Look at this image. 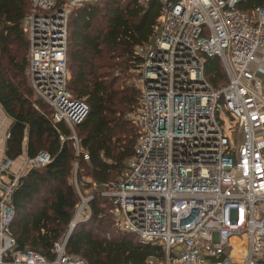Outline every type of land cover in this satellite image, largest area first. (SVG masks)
I'll use <instances>...</instances> for the list:
<instances>
[{"label":"built area","instance_id":"built-area-1","mask_svg":"<svg viewBox=\"0 0 264 264\" xmlns=\"http://www.w3.org/2000/svg\"><path fill=\"white\" fill-rule=\"evenodd\" d=\"M30 1L29 82L73 131L88 106L67 90L69 18L98 0ZM160 1L152 42L135 48V154L101 194L112 198L120 231L164 250L145 264H264V4L247 13L241 0ZM208 57L224 71L219 88L205 76ZM49 160L27 157L16 172L13 159L0 162V264H88L66 252L68 234L49 259L20 248L10 231L12 191ZM74 182L81 201L70 227L89 216L92 198Z\"/></svg>","mask_w":264,"mask_h":264},{"label":"trees","instance_id":"trees-1","mask_svg":"<svg viewBox=\"0 0 264 264\" xmlns=\"http://www.w3.org/2000/svg\"><path fill=\"white\" fill-rule=\"evenodd\" d=\"M264 0H241L249 13ZM160 0H98L74 8L69 18L67 90L88 106L73 131L54 121L53 109L35 93L28 77V38L22 21L30 0H0V108L11 119L4 158L41 152L50 160L31 167L11 194L14 215L10 231L26 250L52 258L53 245L69 232L77 192L92 196L89 216L79 220L67 237L66 252L88 264H145L162 258L157 244L141 242L120 231L112 198L101 194L116 184L135 154V112L139 90L126 81L137 67V46L153 40ZM205 76L215 88L226 82L218 58H207ZM87 155L88 157H86Z\"/></svg>","mask_w":264,"mask_h":264},{"label":"crops","instance_id":"crops-1","mask_svg":"<svg viewBox=\"0 0 264 264\" xmlns=\"http://www.w3.org/2000/svg\"><path fill=\"white\" fill-rule=\"evenodd\" d=\"M11 119L6 115V113L0 108V162L4 159V144L5 139L7 137V130L8 126L10 125ZM18 158L21 159L19 163H17ZM17 159L14 160L11 170L13 172H16L20 166L22 165V162L24 159L27 158L25 152L21 156H19Z\"/></svg>","mask_w":264,"mask_h":264},{"label":"rangeland","instance_id":"rangeland-1","mask_svg":"<svg viewBox=\"0 0 264 264\" xmlns=\"http://www.w3.org/2000/svg\"><path fill=\"white\" fill-rule=\"evenodd\" d=\"M76 8H78V7H76ZM70 73V71L68 70V74ZM137 79H138V76L136 75V73H134V72H131V75L129 76V78L127 79V81H126V83L127 84H130V85H133V86H135L136 85V82H137ZM136 87V86H135ZM35 97H37V96H35ZM130 117H131V119H133V117H134V112L130 115ZM21 161V159L20 158H18V160H17V163H19ZM114 209V208H113ZM85 215V214H84ZM71 225V224H70ZM70 226H69V230H70ZM214 240H217V235L215 234L214 235Z\"/></svg>","mask_w":264,"mask_h":264},{"label":"water","instance_id":"water-1","mask_svg":"<svg viewBox=\"0 0 264 264\" xmlns=\"http://www.w3.org/2000/svg\"><path fill=\"white\" fill-rule=\"evenodd\" d=\"M72 229H73V227L70 228V230H69V232H68V236H69L70 233L72 232ZM18 245H19L20 248H24L23 245L20 244L19 242H18Z\"/></svg>","mask_w":264,"mask_h":264}]
</instances>
